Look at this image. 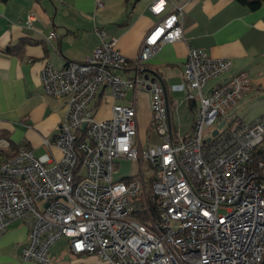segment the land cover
Segmentation results:
<instances>
[{
    "label": "built area",
    "instance_id": "1",
    "mask_svg": "<svg viewBox=\"0 0 264 264\" xmlns=\"http://www.w3.org/2000/svg\"><path fill=\"white\" fill-rule=\"evenodd\" d=\"M187 2H152L158 21L134 59L95 29L99 45L83 62L44 64V94L65 99L54 138L60 158L23 145L6 156L11 144L0 135V236L14 221L28 227L22 261L50 264L51 246L65 238L71 255L103 264H264V115L229 118L251 90L248 75H230L229 59L189 49L182 81L171 87L194 105L191 131L182 135L170 127L165 87L142 73L161 46L183 40ZM104 88L114 104L97 120L91 104ZM136 91L150 95L158 144L138 140L135 102L118 103ZM120 161L138 163L139 175L115 179Z\"/></svg>",
    "mask_w": 264,
    "mask_h": 264
},
{
    "label": "crops",
    "instance_id": "2",
    "mask_svg": "<svg viewBox=\"0 0 264 264\" xmlns=\"http://www.w3.org/2000/svg\"><path fill=\"white\" fill-rule=\"evenodd\" d=\"M97 1L0 0V135L11 144L6 156L21 145L35 156H61L54 138L66 113L65 99L44 94L40 74L45 63L61 69L69 61L83 62L99 45L95 29L115 38L119 52L134 59L145 35L158 21L148 10L154 0H100V7ZM29 17L30 29L26 26ZM52 33L55 40L48 42L46 37ZM189 49L202 50L214 59H229L230 75H248L251 90L235 106L239 114L231 112L229 118L253 121L264 115V4L249 11L234 0H188L183 40L161 46L143 65L142 70L149 71L167 90L173 128L179 131L175 119L182 112L184 121L190 116L182 135L191 131L194 105L185 102V93L174 92L171 87L182 81ZM121 76L131 77V73ZM174 101L179 103L176 110ZM132 102L137 109L138 140L146 143L150 136V95L136 91L118 103ZM113 104L109 90L101 89L91 104L95 118L108 119ZM27 233L28 227L20 221L8 225L0 236V264H37L21 259ZM74 263L50 260V264Z\"/></svg>",
    "mask_w": 264,
    "mask_h": 264
},
{
    "label": "rangeland",
    "instance_id": "3",
    "mask_svg": "<svg viewBox=\"0 0 264 264\" xmlns=\"http://www.w3.org/2000/svg\"><path fill=\"white\" fill-rule=\"evenodd\" d=\"M176 98L178 96H175ZM179 98V97H178ZM180 100V98H179ZM238 108H233L232 114H239V110L236 111ZM235 112V114H234ZM190 116L187 115L186 120L184 121V113L182 112L181 116L178 117V119H175V124L177 125V128L180 133H183L187 126L190 124ZM148 141L146 142L149 145L158 144L159 141L157 137L153 133H149ZM143 168H147V163H143ZM136 175H139V164L138 163H132L128 161H120L116 164V173H115V179L121 180L128 177H134ZM68 242L67 239L62 238L58 242H56L54 245L51 246L49 250V259L51 261L60 262V263H71L74 261V264H103L100 260H98L96 257H88L87 260L84 257H76L71 255V253L68 250Z\"/></svg>",
    "mask_w": 264,
    "mask_h": 264
},
{
    "label": "trees",
    "instance_id": "4",
    "mask_svg": "<svg viewBox=\"0 0 264 264\" xmlns=\"http://www.w3.org/2000/svg\"><path fill=\"white\" fill-rule=\"evenodd\" d=\"M236 3L246 7L249 11H256L257 9H259L261 7V5L264 4V0H234ZM9 51V50H8ZM165 94H166V100H167V105H168V117H169V121H170V127L172 129V131H176L172 124H171V111L169 109V106L171 104V99L169 98V96L167 95V90L165 89Z\"/></svg>",
    "mask_w": 264,
    "mask_h": 264
},
{
    "label": "water",
    "instance_id": "5",
    "mask_svg": "<svg viewBox=\"0 0 264 264\" xmlns=\"http://www.w3.org/2000/svg\"><path fill=\"white\" fill-rule=\"evenodd\" d=\"M142 73H144L145 74V79H148L149 77H150V75H151V73L149 72V71H147V70H142ZM154 80V79H153ZM224 121L223 122H221L218 126H217V128L212 132V134H211V138H214V137H216L217 135H218V132H219V130H221L222 129V127L224 126ZM211 138H208L207 140H206V142H209L210 141V139Z\"/></svg>",
    "mask_w": 264,
    "mask_h": 264
}]
</instances>
